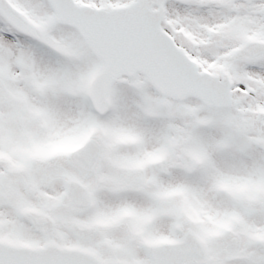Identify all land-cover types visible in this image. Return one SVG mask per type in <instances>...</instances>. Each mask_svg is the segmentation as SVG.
I'll return each mask as SVG.
<instances>
[{"label": "snow or ice", "instance_id": "6c2138e0", "mask_svg": "<svg viewBox=\"0 0 264 264\" xmlns=\"http://www.w3.org/2000/svg\"><path fill=\"white\" fill-rule=\"evenodd\" d=\"M0 264H264V0H0Z\"/></svg>", "mask_w": 264, "mask_h": 264}]
</instances>
